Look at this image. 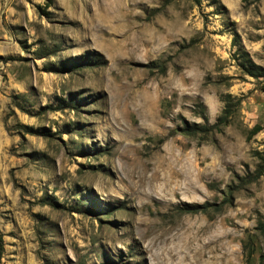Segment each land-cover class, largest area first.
Here are the masks:
<instances>
[{"label":"rangeland","instance_id":"374dc122","mask_svg":"<svg viewBox=\"0 0 264 264\" xmlns=\"http://www.w3.org/2000/svg\"><path fill=\"white\" fill-rule=\"evenodd\" d=\"M245 60L264 0H0V264H260ZM223 95L220 133L182 134Z\"/></svg>","mask_w":264,"mask_h":264},{"label":"trees","instance_id":"16d2710c","mask_svg":"<svg viewBox=\"0 0 264 264\" xmlns=\"http://www.w3.org/2000/svg\"><path fill=\"white\" fill-rule=\"evenodd\" d=\"M200 0H194L195 3L198 4ZM46 7H51L53 4V0H45ZM233 42L235 46L238 45V35H234ZM247 63V67H244L246 69V72L250 75H254L256 77L264 78V69L261 67H258L254 64H252L249 60H245ZM221 102L223 103V109L220 113V115L216 118L215 123L209 124L207 117L205 115L204 109L202 106H199V117L203 121L202 124L194 125V126H187L185 125L183 129H181V132L185 136H195V135H202L207 136L212 133H220L221 130L226 127L229 124L230 118L232 114L234 113L238 101L235 100L230 95H223L221 97ZM259 131L258 127H255L250 132V135L255 134ZM255 157L259 160V164L257 165L255 172L247 179V182H253L257 180L263 173L264 170V155H260L258 153H255ZM195 210H185L187 213H192ZM260 236L264 239V216H261L257 222L254 229ZM247 246V245H245ZM244 253L246 254L247 258H250V256L253 253V249L246 247L243 248ZM264 263V255L260 257V264Z\"/></svg>","mask_w":264,"mask_h":264}]
</instances>
